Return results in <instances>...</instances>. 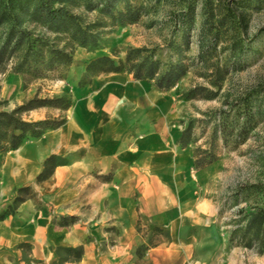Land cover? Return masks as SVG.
I'll return each mask as SVG.
<instances>
[{
  "label": "crops",
  "instance_id": "0c3cea01",
  "mask_svg": "<svg viewBox=\"0 0 264 264\" xmlns=\"http://www.w3.org/2000/svg\"><path fill=\"white\" fill-rule=\"evenodd\" d=\"M6 87L8 98L14 91ZM69 90L67 111L23 116L33 122L51 114L65 124L5 156L0 210L24 186L44 203L27 200L0 221V264H52L57 247L79 246L84 255L71 264H235L224 259L216 207L201 195L192 148L178 143L185 117L175 115L174 94L127 73L100 74ZM51 155L64 163L36 183ZM70 216L76 222L58 225ZM157 227L168 240L149 237ZM205 244L213 246L207 255Z\"/></svg>",
  "mask_w": 264,
  "mask_h": 264
},
{
  "label": "rangeland",
  "instance_id": "374dc122",
  "mask_svg": "<svg viewBox=\"0 0 264 264\" xmlns=\"http://www.w3.org/2000/svg\"><path fill=\"white\" fill-rule=\"evenodd\" d=\"M212 2L217 6L216 11L219 6L222 12L226 8L243 12L244 22L237 26V32L226 24L216 49L204 53V58H208L205 60L199 57L198 42L203 0H108V4L105 0H77L71 7L72 12L79 17L81 29L96 36L97 45L67 46L72 61L48 71L44 77L24 80L21 74L11 70L12 64L0 68V111L10 112L33 97L70 95L69 89L77 87L85 74L86 62L100 55L124 59L129 47L153 51L165 64L181 61L188 65L187 75L164 93L174 94L175 115H184L181 121L184 129L191 124L192 140L188 147L192 148L194 158L203 157L202 152L207 151L216 157L214 162L201 168L193 165V169L203 174L199 185L202 197L216 207L214 217L226 245L224 259L235 264H264V253L259 254L255 247H243L238 238L232 240L244 224V213L255 203L243 189L264 184V0ZM105 6L106 11H102ZM126 7L140 16L134 24L120 25L109 13L116 14ZM188 8L193 13L190 27L182 23V14ZM234 34L242 38L244 46L237 53L231 47ZM47 35L61 49L69 44L66 35L50 32ZM6 85L14 91L8 98H5ZM193 88H203L208 95L217 93L213 98L186 100L184 94ZM50 117L53 116L50 114L47 118ZM221 125L226 126V136L220 134ZM237 125L245 127L242 132L245 139L239 143L235 142ZM215 129L217 135L213 134ZM6 155L0 153V170ZM33 202L36 207L44 203L36 195ZM214 232L210 233L212 238L216 237ZM207 236L209 232L202 230L200 238L205 240ZM149 237L153 241L168 240L167 231L150 233ZM212 247L205 244L204 254Z\"/></svg>",
  "mask_w": 264,
  "mask_h": 264
},
{
  "label": "trees",
  "instance_id": "16d2710c",
  "mask_svg": "<svg viewBox=\"0 0 264 264\" xmlns=\"http://www.w3.org/2000/svg\"><path fill=\"white\" fill-rule=\"evenodd\" d=\"M77 0H0V68L12 64L11 70L21 74L24 80L27 78L44 77L48 71L54 68L66 66L72 61V53L67 46L86 47L97 45L96 36L81 29L79 17L76 16L71 7ZM108 4V0H105ZM107 6V5H106ZM106 6L102 11H106ZM88 7H91L88 4ZM213 5L212 0H203V22L199 33V57L204 58V53L211 48L216 49L220 41L222 28L229 24L237 32V26L243 25L244 13L232 11L226 8L222 12L218 6ZM182 23L190 27L193 21V13L190 8L183 12ZM109 15L120 25L134 24L139 19V13L132 11L131 7L126 10ZM40 32L36 33L35 30ZM43 31V32H42ZM52 33L57 36H67L69 44L64 48H59L47 35ZM231 47L234 53L242 50L243 40L232 36ZM85 74L77 83L83 87L90 84L93 77L100 74L127 73L135 80H146L154 83L161 92L170 91L178 82L187 75L189 66L181 61L169 62L165 64L161 59L156 58L155 52L148 49L134 47L127 48L124 59H113L107 55H100L85 64ZM218 87V83H214ZM203 88H193L184 94L186 100L201 97L213 98L217 92L210 95L205 93ZM205 93V94H204ZM254 93V92H253ZM250 93L249 95H251ZM72 98L69 94L39 98L33 97L14 110L0 111V153L16 151L25 141L41 137L46 132L63 126L66 122L63 118H45L37 121H26L24 115L32 110L41 108H54L67 111L72 106ZM248 106V102L246 104ZM251 112V111H250ZM249 112V113H250ZM253 117V115L251 116ZM244 126H236V143L245 139L242 132ZM191 124L183 130L178 140L181 148L188 147L192 140ZM226 126L221 125L220 134L226 136ZM217 135V129L213 131ZM243 136V137H242ZM203 157H196L193 165L201 168L216 160L212 152H202ZM64 159L57 155H51L42 164L41 171L36 177V183L44 182L51 178L57 166L62 165ZM245 192L255 200L253 206L244 213V224L238 230L237 235L232 236L240 239V244L244 247H255L259 254L264 253V184L246 187ZM15 196L6 208L0 213V221L13 216L18 212L19 206L27 200H33L34 192L30 186L17 188ZM76 217H62L58 225L68 227L76 222ZM154 233L165 234L162 228H154ZM141 250L138 251V255ZM56 259L52 264H71L80 261L84 255V247H57L55 249Z\"/></svg>",
  "mask_w": 264,
  "mask_h": 264
}]
</instances>
